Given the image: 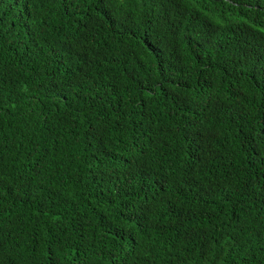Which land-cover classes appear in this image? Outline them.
<instances>
[{
	"label": "trees",
	"instance_id": "obj_1",
	"mask_svg": "<svg viewBox=\"0 0 264 264\" xmlns=\"http://www.w3.org/2000/svg\"><path fill=\"white\" fill-rule=\"evenodd\" d=\"M0 264H264V0H0Z\"/></svg>",
	"mask_w": 264,
	"mask_h": 264
}]
</instances>
